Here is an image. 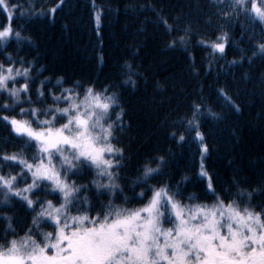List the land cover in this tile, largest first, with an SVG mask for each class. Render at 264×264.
<instances>
[{
  "label": "trees",
  "instance_id": "trees-1",
  "mask_svg": "<svg viewBox=\"0 0 264 264\" xmlns=\"http://www.w3.org/2000/svg\"><path fill=\"white\" fill-rule=\"evenodd\" d=\"M15 2L23 8L36 5L35 13H46L15 14L12 26L27 39L16 41L13 37L8 44L0 43V64L8 66L6 57L10 56L13 62L23 60L24 66L29 62L33 65L29 95L34 101L40 81L46 82V94L51 90L55 95L60 94L61 87H73L75 81L97 90L118 85L124 116L122 125L114 123L112 143L124 153L122 159L116 158L121 167L114 169V183L119 187L112 191L97 187L109 184L108 177L98 176L97 170L87 164L79 166L77 174H67L69 182L74 181L81 189L73 201V215L87 211L95 216L102 209L107 211L109 205L134 210L148 202L150 188L162 186L176 194L174 198L183 205L213 204L215 198L206 192L205 179L199 175L201 163L221 198L230 195L241 209H264V53L259 51V45L264 44V24L258 19L239 10L238 15L232 13L231 0ZM53 7L57 11L49 13ZM7 22L5 10L0 9V24ZM165 22L175 31L170 34ZM185 29L190 30L187 43L169 47ZM224 33L228 36L225 52L213 53L206 45L217 42ZM126 65H131V70ZM15 67L21 65L15 63ZM41 68L42 73L37 71ZM129 75L134 86L124 83ZM58 78L64 79L62 86L56 85ZM18 81L23 82V78ZM21 99H26L24 94ZM0 103L11 104L12 99L0 94ZM197 103L219 117L205 114L201 119L199 130L207 153H202L199 139L186 124ZM23 106L30 107L27 103ZM31 107L56 105L48 100ZM61 122L58 118L56 126ZM180 135L185 137L183 142ZM20 139L0 121V157L16 153L33 162L36 149L19 143ZM160 157L164 159L162 175L150 177L145 183L143 166L150 161L156 168ZM9 165L14 162L0 159V175H17L20 169ZM47 183L40 187L51 194L33 195L32 199L51 200L59 206L56 197L60 194L45 187ZM241 190L244 196L238 195ZM247 193H252L251 199ZM34 215L18 197L9 196L5 201V190L0 188V245L7 246V241L18 240L26 233L42 241L39 232L53 231L45 223L38 231L32 224Z\"/></svg>",
  "mask_w": 264,
  "mask_h": 264
},
{
  "label": "snow or ice",
  "instance_id": "snow-or-ice-1",
  "mask_svg": "<svg viewBox=\"0 0 264 264\" xmlns=\"http://www.w3.org/2000/svg\"><path fill=\"white\" fill-rule=\"evenodd\" d=\"M35 7L23 8L15 0H0V9L5 10L8 21L0 24V43L8 44L13 37L16 41L27 39L13 28L11 21L17 13L20 16L46 14L35 13ZM57 7L50 9L49 13H55ZM231 8L234 14L243 12L264 24V0H231ZM96 18L98 20L99 15ZM165 27L170 34L175 31L166 22ZM189 31L185 29L169 47L184 46ZM227 41L228 36L224 33L217 37V42L206 46L213 53L223 54ZM259 51L264 53V44L259 45ZM6 59L8 66L0 64V94H7L12 103H0V112L8 113L0 115V121L21 138L19 143L35 148L36 155L32 157L33 162L16 153L0 157L5 162H14L9 166L20 169L16 176L11 173L0 175V188L5 190V201L9 196L18 197L35 212L32 224L38 231L41 223L52 227L53 231L39 232L42 241L26 233L19 240L7 241V246L0 245V264H264V209L259 212L248 207L241 209L230 195L221 198L211 177L203 170V163L199 175L205 179L206 192L215 198L216 202L211 206L183 205L174 198L176 194H170L169 188L162 186L150 188V199L138 209L109 205L107 211L102 209L101 214L95 216L87 211L73 215V201L81 189L74 181L69 182L67 174H77L79 166L87 164L97 170L98 176L108 177L109 184H97V187L109 191L119 187L114 183V169L121 167L120 159L124 153L112 143L114 123L122 125L124 116L120 95L116 91L118 85L111 84L97 90L95 86L85 87L75 81L73 87H61L60 94L55 95L51 90L46 94V82L40 81L34 101L29 95L33 65L29 62L24 66L23 60L13 62L10 56ZM15 63L21 67H15ZM126 67L131 70L132 66ZM37 71L42 73L44 69ZM18 78H23V82ZM10 82L12 87H9ZM17 83H20L19 87L15 86ZM64 83L63 78L56 80V85ZM124 83L135 85L131 75ZM22 94L26 97L24 101ZM221 95L236 107L223 92ZM48 100L56 107H31L35 103L43 105ZM24 103L30 107L25 108ZM205 114L219 118L211 109L205 111L202 104L197 103L186 120L188 130L194 131L201 143L202 153L208 152L204 135L199 130ZM42 116L46 118L41 119ZM58 118L62 122L57 127ZM184 140L185 137L180 135L179 141ZM150 163L143 166L145 183L150 177L162 175L160 165L164 164V159L159 158L156 168ZM45 182H48L45 187L60 194L56 197L59 206L51 200L32 199L33 195L51 194L44 193L40 187ZM19 184L26 186L21 188ZM140 195L143 197L144 193ZM238 195L244 196L245 192L241 190ZM247 196L251 199L252 193ZM225 200L230 202L225 203ZM165 222L172 226L164 227ZM31 231L29 229V233Z\"/></svg>",
  "mask_w": 264,
  "mask_h": 264
},
{
  "label": "rangeland",
  "instance_id": "rangeland-1",
  "mask_svg": "<svg viewBox=\"0 0 264 264\" xmlns=\"http://www.w3.org/2000/svg\"><path fill=\"white\" fill-rule=\"evenodd\" d=\"M216 202V201H215ZM147 204V203H146ZM214 204V203H213ZM213 204H210L209 206H211V205H213ZM144 206V205H143ZM143 206H141V207H143ZM141 207H139V208H141ZM138 209V208H137ZM166 215H167V213H166ZM164 227H171L172 225L170 224V223H167V222H165L164 223V225H163ZM19 240V239H18Z\"/></svg>",
  "mask_w": 264,
  "mask_h": 264
}]
</instances>
